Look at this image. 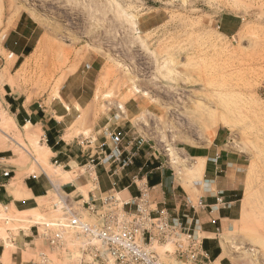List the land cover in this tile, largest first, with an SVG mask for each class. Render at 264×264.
Here are the masks:
<instances>
[{
    "label": "rangeland",
    "instance_id": "obj_1",
    "mask_svg": "<svg viewBox=\"0 0 264 264\" xmlns=\"http://www.w3.org/2000/svg\"><path fill=\"white\" fill-rule=\"evenodd\" d=\"M60 98L86 104L61 132L79 168L54 164L40 126L16 123L21 107L50 111ZM105 117L155 145L173 170L183 205L186 198L204 201L197 190L201 176L188 168L194 161L183 151L213 147L223 130L222 149L241 171L237 191L223 189L221 206L235 201V213L216 231L214 264H264V0H0V156L11 171L7 193L21 198L24 178L41 170L62 184L64 172L74 173L72 181L88 177L82 168L87 149L81 152L77 142L91 138L100 145L102 130L115 129L101 124ZM91 189L78 192L86 197ZM8 200L0 198L4 259L14 250L9 234L59 214L51 208L55 192L24 213L6 208Z\"/></svg>",
    "mask_w": 264,
    "mask_h": 264
},
{
    "label": "built area",
    "instance_id": "obj_2",
    "mask_svg": "<svg viewBox=\"0 0 264 264\" xmlns=\"http://www.w3.org/2000/svg\"><path fill=\"white\" fill-rule=\"evenodd\" d=\"M102 132L98 146L91 138L77 142L82 152L87 149L88 176H95L97 167L113 176V169L132 166L146 147L157 153L154 145L132 131L118 133L104 128ZM3 177L8 178L9 172L4 171ZM142 180L138 174L132 177L138 194L127 200L117 197L115 183L106 193L91 195L86 201L55 191L57 201L51 208L59 214L52 221L35 224L36 237L45 246L26 264H211L195 232L192 201L185 199L183 213L172 212L152 199ZM215 202L226 205L222 194ZM196 205L205 208L202 200ZM168 245L175 249L166 250Z\"/></svg>",
    "mask_w": 264,
    "mask_h": 264
},
{
    "label": "crops",
    "instance_id": "obj_3",
    "mask_svg": "<svg viewBox=\"0 0 264 264\" xmlns=\"http://www.w3.org/2000/svg\"><path fill=\"white\" fill-rule=\"evenodd\" d=\"M85 106L86 104L83 105L80 98L74 99L73 101H66L60 98L57 108L50 109V111H37L36 109H24L21 107V111L17 110L15 116L16 123L18 122L17 119H19L23 127L26 124L40 126L43 133V139H41V141H43L49 149L52 155L51 159H56L54 164L63 169H72L74 165L77 167L79 166L77 163L78 157L76 155L69 156L66 154L68 151L66 148L69 144L65 142L64 135H62L61 132H65L68 128L67 126H70L73 121L67 123L68 125L66 122L71 120V118H75L73 115L76 114L78 109L82 110ZM101 124L111 129L115 128L118 133L131 131L124 129V123L120 122L116 117H105ZM117 127H119V130ZM54 134L56 135L53 136ZM224 141H226L225 132L219 130L215 134L214 142H216V145H213V147H190L183 151L185 157L194 161V166L197 165L196 162L198 160H201V164L203 165L199 173L202 184L198 183L197 190L203 193L201 197H204L205 208L200 209L192 202L195 207V212L191 211L190 215L193 216V218H197L195 232L202 240L203 250L208 255L211 264H214L220 256L218 246H213V241L220 236L216 231L220 230L227 221L234 220L235 213L233 210L235 201L229 200L228 202L231 208L225 209L223 206L216 204L215 198L218 194L223 195V189H226L229 193L237 191L239 185V178L237 175L241 171V165L238 163V159L227 154L222 149ZM149 145H151L150 142ZM154 150H156L155 145ZM156 152L157 153L153 154L152 151L146 147L144 149V154L139 159L135 160L132 166L122 171L113 169V171L115 170L113 176H109L102 168L97 167L95 169L96 182H92V175L84 178H77L65 184H62L59 179L52 182L46 174H44L43 170H41L42 173L40 176L24 178V188L20 191L22 197L19 199L11 196V194L16 195L15 190H10L11 194L6 191V187H9V184L6 185V182H8L9 179L3 177V172L11 171L8 170L2 162L4 157L0 156V198H9L7 203H4L6 204L5 207L8 208L12 206L18 213L29 212L36 209L35 206L38 204L37 201L46 198L50 192L54 193L58 191L64 194H75V196L82 197V201H86L91 198V195L97 196L109 191L112 183L116 184V192L120 194L125 193V197L129 198L138 194V190L132 183V177L138 174L143 177L142 182L150 189L149 193L152 199L157 203H164L166 208L172 212L179 214L183 213L184 205L180 204L177 200L179 196L175 192L176 188L170 179L173 177V170L162 160L161 153L158 151ZM152 155L155 156V159H152ZM82 156L84 155L82 154ZM147 159H149V164H146ZM85 161L87 160L85 159ZM82 168L88 171L89 166L85 162ZM11 180L12 178L10 181ZM89 185L92 186V189L86 193V197L78 192L80 188ZM3 191L6 193H3ZM229 198L230 197H228V199ZM36 228L37 226L33 225L29 229L20 232L17 236L9 234L10 238L8 241L14 250H9L7 252V259H4L6 251L5 242L4 240H0V264H26L33 260L36 251L45 246V244L36 237Z\"/></svg>",
    "mask_w": 264,
    "mask_h": 264
},
{
    "label": "bare ground",
    "instance_id": "obj_4",
    "mask_svg": "<svg viewBox=\"0 0 264 264\" xmlns=\"http://www.w3.org/2000/svg\"><path fill=\"white\" fill-rule=\"evenodd\" d=\"M134 26H135V24H133ZM164 68H168V66H163ZM163 67H162V69H163ZM167 72H168V74H172L173 73V71H171V70H168L167 69ZM30 124H27V126H25V128H28V126H29ZM47 150H48V152H50L49 151V149L47 148ZM170 155V154H169ZM171 156V155H170ZM173 158H172V161H171V163H172V166H173V169H174V167H175V165H177L176 163V161H174L173 162ZM43 161V160H42ZM186 162V161H185ZM185 162H183V163H185ZM198 162V163H197ZM196 162V164L197 165H192V166H190V167H188L190 170H192L194 173H197L198 175H199V173L201 172V170H202V164H201V160H198ZM204 163V162H203ZM42 165V164H41ZM185 167H187L186 165H184ZM183 166V167H184ZM43 167V166H42ZM179 167V166H178ZM182 167V168H183ZM178 169V168H177ZM188 170V169H187ZM189 172V171H188ZM64 174H65V176H67V179H65V177L63 178L64 179V183H67V182H70V181H72V179H73V177H74V173L73 172H64ZM200 176V175H199ZM63 177V176H62ZM63 181V180H62ZM178 181V180H177ZM181 182V181H180ZM31 211H35V209H33V210H31Z\"/></svg>",
    "mask_w": 264,
    "mask_h": 264
}]
</instances>
